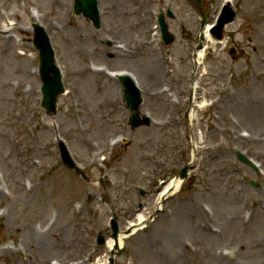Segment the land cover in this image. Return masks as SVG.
Wrapping results in <instances>:
<instances>
[{"label": "rangeland", "instance_id": "374dc122", "mask_svg": "<svg viewBox=\"0 0 264 264\" xmlns=\"http://www.w3.org/2000/svg\"><path fill=\"white\" fill-rule=\"evenodd\" d=\"M222 1L201 0L209 23ZM97 3L99 29L72 12V0H0V264L108 263L96 235L110 239L111 219L122 231L153 215L160 181L193 156L181 186L112 264H264V0H232L226 42L202 41L198 67L195 0ZM166 8L168 45L153 22ZM33 22L63 74L54 116L39 106L36 55L25 41ZM121 69L143 97L132 127L119 82L105 74ZM59 140L73 169L61 163Z\"/></svg>", "mask_w": 264, "mask_h": 264}, {"label": "water", "instance_id": "95a60500", "mask_svg": "<svg viewBox=\"0 0 264 264\" xmlns=\"http://www.w3.org/2000/svg\"><path fill=\"white\" fill-rule=\"evenodd\" d=\"M80 1L81 2H79V6L77 4L75 10L76 11L82 10L86 16L93 19L95 24H98V11L96 8V0H80ZM233 17H234V11L230 8V6L228 5L225 6L220 15V18L218 19V23L212 29L211 32L212 37L216 39L221 38L223 25L231 21ZM161 27H162L163 37L165 41H167L170 36L168 37L166 35V32L164 30L165 24L162 22H161ZM34 46L39 51V73L42 82L41 92L43 95L41 106L44 108V110L47 113L52 114L55 111L56 98L58 94L63 91L61 79L54 65L51 50L46 40L39 33L36 34ZM122 80L124 82V91H125L124 98L126 99L127 105L131 108L132 111L130 122L136 124L138 123L136 119V108L141 101L140 94L137 91V89H135L132 86V84L129 82L127 78H122ZM60 149H61V157L64 161V164L71 168L73 166V163L70 160L63 144H60ZM238 157L245 163L249 164V161L243 155L239 154ZM186 168L187 167L183 169L181 173V177L185 176Z\"/></svg>", "mask_w": 264, "mask_h": 264}, {"label": "bare ground", "instance_id": "6f19581e", "mask_svg": "<svg viewBox=\"0 0 264 264\" xmlns=\"http://www.w3.org/2000/svg\"><path fill=\"white\" fill-rule=\"evenodd\" d=\"M207 29H208V25H206L204 27V29L202 30L203 31V34L205 35V39L206 40H209L212 45H215L217 43V41H214V40H212V39L209 38V36L207 34ZM225 39H223L220 43H225V41H226ZM203 48L204 47H202L201 49H199L196 52V57H195L194 60H195V62L197 64H199L201 62V59H202V57L204 55V52H203L204 49ZM116 73L117 72H109L110 75L112 74L114 76H116ZM151 74L153 75V73H151ZM192 112L194 113V110L193 111L192 110L190 111V115H189L190 118L192 117ZM180 184L181 183H180V181L177 178H174V177L170 178L166 182V184L163 186L162 191H161V194H168V193H170V191H172V193L175 192L178 189V187L180 186ZM135 230L136 229L133 228L131 231H135ZM124 234H125L124 232H120V234L118 235L117 239L115 240V245L120 246V244L122 243V239L125 238V235ZM113 242H114V240L109 239L107 241V246L110 248L113 245Z\"/></svg>", "mask_w": 264, "mask_h": 264}]
</instances>
